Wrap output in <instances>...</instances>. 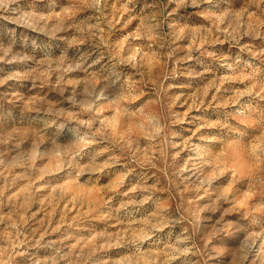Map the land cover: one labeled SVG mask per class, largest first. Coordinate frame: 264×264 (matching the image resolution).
Masks as SVG:
<instances>
[{"label": "rangeland", "instance_id": "obj_1", "mask_svg": "<svg viewBox=\"0 0 264 264\" xmlns=\"http://www.w3.org/2000/svg\"><path fill=\"white\" fill-rule=\"evenodd\" d=\"M60 4L0 0L54 49L0 60V264H264V3L211 43L207 5Z\"/></svg>", "mask_w": 264, "mask_h": 264}, {"label": "clouds", "instance_id": "obj_2", "mask_svg": "<svg viewBox=\"0 0 264 264\" xmlns=\"http://www.w3.org/2000/svg\"><path fill=\"white\" fill-rule=\"evenodd\" d=\"M82 2L91 9H94L95 12L99 13L98 20H103V11L102 5L106 4V0H82ZM225 2V0H168V4H177L178 7H191V8H201L204 5L208 6V14L205 15V19L209 20L210 27L208 28H184L181 30L183 33H192L195 31L201 32L205 36L206 42H213V34L215 32L224 33L226 36L233 39L239 38L240 28L244 26L245 16L247 14V8L242 11H238L233 14L230 10L225 9L219 14L212 12V9L220 7V4ZM251 4L256 5L259 8L260 3H264V0H250ZM32 11L34 12H47L48 15L38 16L35 18L41 19L43 21H48L49 19H62L64 14L60 0H32ZM60 9L58 12L57 9ZM167 8V5L161 4L159 11L152 14L150 19L155 20L157 16L161 19L155 25V27H161L166 21L167 17L164 16V10ZM176 9H173L175 11ZM261 13L264 14V9H260ZM11 14V13H9ZM169 16L171 13L168 14ZM251 15H255L252 13ZM225 25V27H221ZM93 27L98 28L99 24L94 25ZM9 36V40L6 42L0 39V51H4V55H0V60L6 59L9 53L15 58L17 53H22L23 56H28L29 54L34 57H43L46 53L54 52L51 38L48 36L46 30L41 28H28L23 25H15L8 27L6 29ZM81 31H86V29H81ZM18 33H19V47H17L18 42ZM247 34V33H245ZM174 42V41H173ZM200 42L194 41L186 50L189 53L188 58L191 59V51L193 49H198ZM6 49V50H5ZM177 49H171L170 53L166 55L170 56L171 53H174ZM97 63L99 61H96ZM77 68H81L82 64H77ZM115 71V65L113 67ZM5 81L0 80V84H3ZM162 118H157L156 120V130L157 133H162L166 127L164 123L161 122ZM84 139V137H81ZM253 220L256 221L259 225H264V219L253 217ZM261 232H264V227L260 228ZM243 239L248 237L243 236ZM260 243L264 244V237L261 238Z\"/></svg>", "mask_w": 264, "mask_h": 264}]
</instances>
